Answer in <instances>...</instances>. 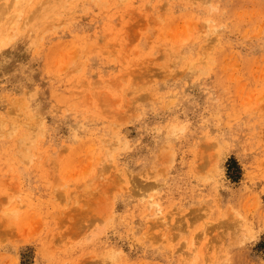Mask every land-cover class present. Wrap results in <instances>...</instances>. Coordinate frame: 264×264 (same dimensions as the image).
Here are the masks:
<instances>
[{
    "label": "rangeland",
    "instance_id": "374dc122",
    "mask_svg": "<svg viewBox=\"0 0 264 264\" xmlns=\"http://www.w3.org/2000/svg\"><path fill=\"white\" fill-rule=\"evenodd\" d=\"M0 5V264H264V0Z\"/></svg>",
    "mask_w": 264,
    "mask_h": 264
},
{
    "label": "bare ground",
    "instance_id": "6f19581e",
    "mask_svg": "<svg viewBox=\"0 0 264 264\" xmlns=\"http://www.w3.org/2000/svg\"><path fill=\"white\" fill-rule=\"evenodd\" d=\"M3 5H4V4H3ZM0 6H1V5H0ZM4 7H5V6H4ZM5 9H6V8H5ZM8 10H9V9H8ZM8 10H7V11H8ZM2 28H3V27H2ZM192 246H195V242L192 243Z\"/></svg>",
    "mask_w": 264,
    "mask_h": 264
}]
</instances>
